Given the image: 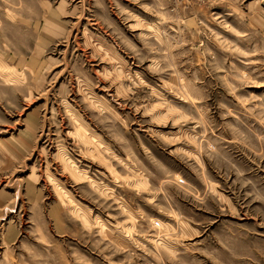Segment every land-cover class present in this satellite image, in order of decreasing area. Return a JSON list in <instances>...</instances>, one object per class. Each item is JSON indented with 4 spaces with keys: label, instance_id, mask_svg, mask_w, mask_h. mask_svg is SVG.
<instances>
[{
    "label": "rangeland",
    "instance_id": "obj_1",
    "mask_svg": "<svg viewBox=\"0 0 264 264\" xmlns=\"http://www.w3.org/2000/svg\"><path fill=\"white\" fill-rule=\"evenodd\" d=\"M0 264H264V0H0Z\"/></svg>",
    "mask_w": 264,
    "mask_h": 264
}]
</instances>
